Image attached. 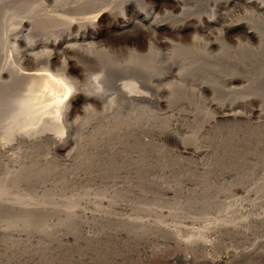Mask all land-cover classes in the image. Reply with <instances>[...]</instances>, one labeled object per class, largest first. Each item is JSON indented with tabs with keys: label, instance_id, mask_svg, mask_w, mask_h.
<instances>
[{
	"label": "bare ground",
	"instance_id": "obj_1",
	"mask_svg": "<svg viewBox=\"0 0 264 264\" xmlns=\"http://www.w3.org/2000/svg\"><path fill=\"white\" fill-rule=\"evenodd\" d=\"M212 1L218 7L210 15L209 9ZM211 7L213 8V6ZM246 8H254L255 11L264 15V0H220L219 2L216 0H0V136L5 139L0 138V173H3V177L0 178V237L5 242H0V264H11L7 256L13 255V252L34 257L35 251L33 252L28 247L32 239L34 242L35 236L38 237V241L43 242L42 239H45L46 241H44L47 243L48 239V241L56 243L49 238L57 237L53 234H55V230H59L63 233L61 240L67 243L79 242L82 234L85 240L94 241L101 235V233H97L98 229L102 228L101 226H106V229L111 226L112 230L114 228L113 234L122 236V238L123 236H132L133 239L135 238V242L137 240V243L142 245L139 246V249L142 250L141 252L144 251L146 256L148 255L147 258L160 254L161 260L165 264L173 261L178 264H221L224 262L232 264L244 260V258L246 260L264 258V239L256 240L251 247L241 250L230 249V246L224 247L225 250L229 249L223 258L210 254L214 249L221 248L228 239L246 240L252 238L254 229L264 228V211L258 212L260 207H264V181H260V179L248 182L252 183L251 185L241 183L235 187V192L244 194L249 200V202L244 201L246 198L243 200L246 203L244 206H247L245 211L241 209L242 207L238 208L227 201L225 204L224 201L219 206L223 210L221 212L218 210L220 213L215 215L216 219L210 221L209 217L208 221L210 222L205 225L203 220L201 221L205 216L201 218L199 214L197 217L187 212L186 209L189 210L194 205L189 198L187 199L190 203L179 202L180 199L177 201V197L176 201L172 199L175 203L177 202V205L174 210L168 211H157L156 207L155 211L154 208L127 204L130 210L137 211L131 212L129 216L121 215L120 217L112 212L114 204H116L115 199L83 200L90 206V211H86L87 208L81 209L78 202H75L74 199L72 201L71 198L65 200V198H56L57 196H55L43 199L44 197L48 198L51 190L61 191L57 189L62 188L64 182L103 178L102 170L104 173L108 171L102 168L103 161V165L105 161L106 163L111 161L114 164L116 160L126 164L128 162L142 163V160L145 161V156L142 157V154L151 153V156H157L161 146L158 137H174L184 152H190L196 157L202 156L203 159H207L213 156L212 146L203 148L201 145L200 138L201 131H203L200 129L201 126L194 134L195 136L189 135L191 138H187V140L182 138V135H179L174 128H171L172 120H180L182 116H187L189 119L192 117V120L199 121L195 120V114L190 113L192 116H184L185 113L183 112V114L179 109L180 105L178 108H176L177 105H173L170 114L165 115L159 114L157 108L163 104L168 106L174 104V92L181 85L184 86L181 84L177 87L174 83L183 81L184 70L189 72L193 69L191 71L193 72L198 68H206L211 64L210 61L214 66L219 63L226 65L227 62H236L237 64V62L243 61L242 63H244L251 56L263 57L264 61V32H260L249 23L246 24L248 20L245 21V19L243 20L246 25L242 19L237 20L236 23L232 22V24H220L221 21L223 22L222 16L226 17L229 14L232 15V12L235 13V10H245ZM132 13L136 14L138 18H132ZM246 18L253 19L249 14ZM113 19L120 21V23L109 27L113 34L104 36L103 33L96 32V27ZM243 26V31L248 36L243 38L249 41L256 40L258 47L256 48V45L253 47L247 42L244 44L239 42V52H234L237 50L232 51L230 47L228 48L224 34L233 39L229 35L232 36L237 29L240 31ZM197 31L210 37L213 36L212 31H218L219 37H213L212 42L202 43L204 47L201 49L202 44L199 45L201 39H199L200 41L196 39L198 35L196 37L194 35V39H191L193 40L192 44L188 43L189 45L174 43L169 39V37L189 39L190 36H193L192 33L190 35V32ZM162 48L165 51L162 52ZM209 49L215 50V53L212 55ZM234 66L236 65L234 64ZM216 67L218 68V66ZM232 68L234 69L233 66ZM204 70L207 71V68ZM110 76H113L109 78L112 82L113 78L115 79L114 76H116V80L117 77L123 79L126 76H130L132 79L115 82L116 97H114L111 93L100 91L101 82L107 83L105 80ZM177 78L178 80H176ZM249 81L248 88H254L253 80ZM198 82H200V86H195V91L197 92L196 89L201 88L199 93L201 91L212 92V87H215L214 83H210V81H207L209 84H204V80ZM202 82L204 83L201 86ZM255 84L258 85V83ZM140 87H149L152 93L142 91ZM161 92H167L169 99H162ZM116 98L126 107L125 110L119 109V106L116 105L118 101ZM90 105L102 110L98 116L92 115L94 112L91 113V111L94 110H89ZM155 107L157 108L155 109ZM182 107L184 109L186 106ZM77 109L83 110L84 118L74 117ZM235 109L233 107L230 110L220 111V117L225 118L226 121L238 120L241 113ZM175 110L179 111L175 112ZM185 112L188 113V110L185 109ZM214 120H209V122L213 123ZM197 124L195 125L197 126ZM207 124L209 130H216L215 124ZM201 128L203 129V126ZM224 135V133H219L220 137ZM224 144L223 142L220 145L224 146ZM220 145L218 144V146ZM20 146L23 150L19 148ZM257 146L259 149L254 147V150L256 149L258 153L253 151L252 153L255 154L251 155L250 153V156H246V160L250 161L251 170L248 174L246 173L245 177L242 176L243 179L240 178L245 182L250 178H257L260 174L264 175V144L260 145L259 143ZM218 152L214 154L217 155ZM52 153L63 159L56 158L55 161V155H51ZM223 153L225 152H222V155ZM216 158L214 164L218 159ZM146 161L145 163H147ZM119 163L117 162V165ZM156 165L158 164L156 163ZM110 166L113 165L106 164V168ZM115 166L113 167L115 168ZM129 168L124 169L122 173L120 172L121 174L117 173L115 177L125 179L128 176L125 177L127 172L131 173L130 169L132 168ZM110 169L113 170V168ZM237 173L238 178L244 174ZM111 175H109L110 178ZM55 177H60L63 181H60L61 183L58 182L59 180L56 183L50 182L52 184L48 188L47 182L49 181L47 180H54ZM240 179L239 181L237 178L234 180H237L239 184ZM114 180L116 181V179ZM17 183L31 184L37 188L33 193L30 192L32 197L28 200H23L19 194L11 197L12 187ZM179 187L181 188L180 185ZM127 188L130 186L128 185ZM176 188H178V184ZM176 188L170 187L165 189V192H175ZM40 193L41 197L44 196L43 198L39 197ZM118 193L121 195L122 191ZM193 194L192 198L197 197L196 193L194 196ZM190 195L186 196L190 197ZM207 199L205 198V200ZM214 199L211 202H214ZM80 202L82 201L80 200ZM219 202L221 201L215 203ZM208 204L209 202L206 205L199 204L198 207L208 206ZM212 205L214 204L212 203L211 207ZM201 209L205 210L206 208ZM184 210L186 211L184 212ZM12 213L16 214L15 217ZM148 213H152V218ZM142 214L143 216L146 214V217L140 216ZM209 214L211 213L209 212ZM177 217H182L184 224L186 223L185 226L197 224V221L200 225L203 224V229L202 226L200 227L202 229L201 233L199 232L200 235L183 238L180 234L183 227L171 224L170 221L172 218L175 221ZM193 226L192 229H194ZM187 228L189 227H186V231ZM190 228L187 233L190 232L193 235L196 230L193 232L190 231ZM200 228L198 229L200 230ZM59 231H57L58 234ZM79 231L82 233L81 235H79ZM104 231L106 230L104 229ZM207 233L213 234L214 238L204 237ZM109 235L111 234L109 233ZM209 235L207 234V237ZM17 241L23 243V246L15 247ZM154 241L160 242L162 248L168 247L170 250L173 248L169 249V247L173 246L174 249L168 256L161 253L163 250L160 251L159 245H157L158 249L153 246L154 249L148 250L149 247H152L149 243L153 242L156 245ZM38 243L39 246H42L40 242ZM57 244H64V242ZM147 244L149 247H146ZM233 245L236 244L233 243ZM168 250L164 249L166 252ZM13 257L10 258L14 260ZM23 257L25 260V256Z\"/></svg>",
	"mask_w": 264,
	"mask_h": 264
},
{
	"label": "rangeland",
	"instance_id": "obj_2",
	"mask_svg": "<svg viewBox=\"0 0 264 264\" xmlns=\"http://www.w3.org/2000/svg\"><path fill=\"white\" fill-rule=\"evenodd\" d=\"M216 1L219 2L220 0H216ZM210 4L211 5H210L209 10L211 12L210 13V15H211L215 11L214 9H217L218 6L216 5V3L214 1H212ZM211 6H213V8ZM215 6H216V8H215ZM167 9L170 10V8H167ZM249 9L250 8H246L245 10L244 9H238L237 11L235 10V13L232 12V15L229 14V16H226V17L222 16L221 18L223 19V22L221 21L220 24H223V23H231L232 24V22L236 23L237 20L242 19V21H244L243 19H245V21L248 20V21H246V24L249 23V25L256 27L260 32L263 33L264 32V22H263L264 21V15L263 14L261 15L260 13L255 11L254 8L250 9V10ZM195 12L198 13L199 11H195ZM248 14L253 19L246 18V17H248ZM131 17L135 18V19L138 18L137 15L134 13H132ZM245 21L243 22L244 24H245ZM118 23H120V21L115 20V19H113L112 21H105L101 25L96 27L97 28L96 32L103 33L104 36H108L109 34H113L112 30L109 27L114 25V24H118ZM244 26H243V28H240V31L237 29L235 31L236 33H234L232 36L229 35V37H233V39L228 38V35L224 34V37L226 38L225 42H226V44H228L227 45L228 48L230 47V50H232V51L237 50L234 52H239L240 43L244 44L247 42L248 44L250 43V45L253 47H255V45H256V48L258 47V44H257L258 42L256 40H252V41L250 40L249 41L248 39L243 38V37H248L243 31ZM198 32L199 31L194 32V33L190 32V35L193 34V36L192 37L190 36L189 39H185L184 37H176V38L169 37V39L174 43H180L182 45H189V44H192L193 40H191V39H194V35H195V37L198 35L196 37V39H197V41H200L199 39H201V43L199 44V45H201L202 43H208L210 41L212 42V40H214L215 37H219L218 33H217L218 31H212L213 32L212 37H210L208 35H203L202 32H199V33ZM235 35L236 36L238 35V36L236 37ZM203 36H205V37H203ZM236 38H237V40H236ZM188 40H190V41H188ZM202 40H203V42H202ZM237 45H238V47H237ZM203 47L204 46L202 44L200 49ZM161 50H162V52L165 51V49H163V48ZM209 51H211L212 55H213V53H215V50L212 51L209 49ZM253 57H255V58H253ZM253 57L252 56L249 57V60H248L249 62L244 61V63H242L243 62L242 61V62H237V64H236V62H233L236 66H234V64L232 62L231 63L227 62L226 65L220 64V63H219V65L215 64L216 66H218V68H217L216 66L212 65L213 62L210 61L211 64L209 66H206L207 71L204 70L206 68H202V69L198 68L193 72H191L193 69H191V71L189 70V72L187 70H184V73L182 74V75H184V76H182L183 81L179 82V83H176L178 81H175V83H174L177 87H179L181 84H184V86L181 85L180 88H178V89L176 88L177 90L174 92L175 94L173 95L174 104L172 103V105L170 104V106L163 104V105H159L158 108L155 107V109L157 108L159 114H162V115L170 114V111H172V107H174L176 105H177L176 108H178L179 105L181 106V108L179 106V109H180V111H182V113L183 112L185 113V114L183 113L184 116L191 115L190 113H193L192 115L195 114L196 115L195 120L197 119L199 121L192 120L193 119L192 117L189 119V117H187V116L186 117L182 116V119H180V120L179 119L178 120H176V119L172 120L171 128H174L175 131L179 133V135H182V138L184 137L185 140H187V138H191V136H189V135L193 136L194 134L197 133L196 131L199 130L198 128L200 126L201 127L203 126V129L200 127V129L203 130V131H201V138H200L202 141L201 145L203 146V148H207L209 146L210 147L212 146L211 149H213V151H214L213 156H210L207 159H203L202 156L196 157V156H194V154H192L190 152L189 153L184 152L180 147V143L178 141H176L174 137H171V136H168V137L162 136V137H158V138L156 137L161 144V146H160L161 149L159 148L160 153L157 155L158 158L155 155L151 156V153H149L147 155L146 154L141 155L142 157L145 156L144 157L145 161L148 160V161H146L147 163H145V161L142 160L144 158L141 159L142 163L128 162L126 164V163H121L120 160L119 161L116 160V163H114V164L111 161H110V163L109 162L106 163V161H105V163L103 165V162H104L103 161L101 163L103 166L102 168L106 169V171L108 170L110 172L109 173L107 171L106 173H104V170H102V173L104 174L103 178L101 177L100 179H96V180L95 179H93V180L79 179L78 181L75 180V181L64 182L62 184V188L57 189V190H61V191L55 192V189H54V190H51L52 192L49 191L48 198L44 197V196H43L44 198L41 197L42 196L41 193L39 194V197L43 198V199H49L50 197L57 196L56 198H62V199L65 198V200H69L71 198L72 201L74 199V200H76L75 202H78V205L80 206L81 209L87 208V209H85L86 211L91 210L90 206L88 204L84 203V201H86L88 199H90L92 201L93 200L95 201V199L98 200L100 198H108V199H112V200L115 199L114 201L116 204H114V208L112 209V212L116 215H119V217L121 215H123V216L128 215L129 216L131 212L137 211V210H134V211L130 210V208L127 206V204L137 205V206H142V207H147V208H152V209L154 208L155 211H156V208H157V211L158 210L159 211H168V210H174L175 205H177V202L175 203L174 201H176V200L178 201L180 199L179 202H186V203L189 202L190 203V201H191V203L194 204L193 207L190 208L189 210L186 209L188 213H190L191 215L193 214L197 217L200 216L201 218H203L205 216L207 218L206 219L204 217L203 219H201V221L203 220L202 222L204 225L209 223L210 221H213V219L223 210L219 206L222 205L224 201L225 202L227 201L228 203L231 202L235 206H238V208L242 207L241 209L244 210L245 207H247V206H244V204H246L245 202H249V200L245 197L244 194H242V193L239 194V192H235V187L240 185L241 183H243L245 185L250 184L248 182H252L251 180L254 181V180L260 179V181H264V177H263L264 175L262 176L261 174H260V176H258L259 178L258 177L255 179L250 178L249 181H246L247 183L245 182V180H241L251 170L250 161H249V159L246 160V156L249 155L250 153H251V155L255 154V153H252L253 151L257 152V150L259 149L257 144L258 145H259V143H260V145L264 144V142H263L264 141V94H263L264 93V63H263L264 61L262 59L263 57H260V56H253ZM250 60H251V62H250ZM228 65H229V67H228ZM226 66L229 70L226 68ZM232 66L234 67V69L232 68ZM237 66H238V68L236 69ZM56 74H59V73H56ZM112 77L113 76L107 77L106 78L107 80L104 79L108 84L105 82L104 83L101 82V84H100L101 90L100 91L101 92L104 91V93L107 92V94L111 93L114 95V97H116V92H115V90H116L115 84L116 83L115 82L129 81L132 79V77L126 76V77H123V79H121V78L119 79L117 77V80H116V76H114L115 79L113 78V82L111 79H109ZM249 77H250V79L253 80L252 84L254 83V85H255L254 88H248L249 86L247 83L250 80ZM176 80H178V78ZM202 80H204L205 83L202 82L201 86L203 85V83L209 84V82H207V81H210V83H214L213 85H215V87L210 84V86H213L212 92L201 91L202 93L201 92L199 93L201 88L196 89L197 92L195 91V88H196L195 86H197V87L200 86V84H199L200 82H198V81H202ZM109 81H111V82H109ZM257 81H259V82H257ZM250 82L251 81H249V84H251ZM255 83H258V85ZM177 84H179V85H177ZM100 87H99V89H100ZM193 87H194V90H193ZM245 87H247V88H245ZM213 89H215V91H213ZM249 89H251V90H249ZM140 90L152 93V90L149 87H140ZM161 93H162V95H161L162 99H167V100L169 99V94L167 92H161ZM166 97H168V98H166ZM116 99L118 100L116 102V105L119 106V109L125 110L126 107H124V105L119 102L118 98H116ZM217 102H218V104H217ZM90 106L92 108L90 107L89 110L90 111H91V109L94 110V111H91V113L94 112L92 114L93 116L94 115L98 116L100 114V111H102V110H100V108H97L94 105H90ZM182 106H186L187 108L184 107V109H182L183 108ZM93 107H96V108H93ZM233 107L236 108L235 110H237L241 113V116H239L237 118L238 120L234 121L235 123L233 122V120L232 121H229V120L226 121L225 118L220 117V114H221L220 111H222L224 109L230 110V109H233ZM185 109L188 110V113L185 112ZM75 110H76V108H75ZM82 111L83 110H81V109L76 111L74 113L75 114L74 117L75 118L79 117V119H80V117H81V119L84 118L85 116H83L84 113ZM178 111L175 110V112H178ZM187 119L190 120L191 122H189ZM212 119H215L213 121V123L209 122V120L212 121ZM192 121H194V122L192 123ZM207 123H210L212 125L215 124L217 126V127H215L216 130H212V131L209 130L208 129L209 125ZM195 124H197V126ZM201 124H204V125H201ZM207 125H208V127H207ZM204 126H206V127H204ZM219 133H222V134L224 133L225 135L223 137H225V138L220 137ZM217 136H219V137H217ZM202 137H203V139H202ZM0 138L3 139L1 136H0ZM3 140H5V139H3ZM232 140H234V141H232ZM219 141H220V143H219ZM223 142L225 143L224 146L220 145V144H223ZM218 144L222 147L220 148V146H218ZM227 147H229L228 152H227ZM254 147L257 150L256 149L254 150ZM19 148L22 149L21 146ZM223 148H224V150H223ZM218 150H219V152H218ZM163 151H164V153H162ZM216 151L218 152L217 155H215L217 153ZM222 152H225V153H223V155L225 154L224 157L222 155ZM162 154H164V155H162ZM219 154L222 155V158H221V155H219ZM51 155H55V157H54L55 161L59 158L63 159L61 156H56V154H54V153H52ZM129 155H131V154H129ZM159 155L160 156L162 155V157H159ZM163 156L164 157L166 156V158H164ZM215 158L217 160H216V163L214 164ZM61 159H59V160H61ZM157 160H159V161H157ZM162 160L163 161L165 160V162H163ZM117 162L118 163L120 162L118 165H120V164L121 165L126 164V165L120 167L117 165ZM156 163L158 165H156ZM159 163L163 164V165L161 166ZM106 164L113 165V166L117 165V166H115V168L113 166L106 168ZM132 165H134V166H132ZM215 165H217V166H215ZM127 167L132 168V169L129 168L131 173L128 174V172H127V174L125 175V177L128 175L126 178H129L128 179L129 181L126 178L125 179L124 178H118L117 179V177H115V175L117 173H120V172L122 173V171H124V169L127 170L128 169ZM134 167H135V169H134ZM146 167H149V168H146ZM208 167H210V168H208ZM110 168H113V170H111ZM136 168H138V169H136ZM203 168L206 170H204ZM0 169H1V167H0ZM243 169L246 170L245 173H244ZM227 170H229V171H227ZM241 170H243V171H241ZM233 172H234V174H232ZM237 172H240V173L242 172L244 174H241L238 178ZM2 174L0 173V178L3 177ZM105 175H107V176H105ZM109 175H111V178ZM234 175H235V177H234ZM60 177H55V179H54L55 181L52 179L47 180V181H49V182H47L48 188H50L49 187L50 184L56 183L58 180H59L58 182H60L61 181ZM105 177L108 178L109 180L104 179ZM233 177H234V179L237 178L238 181L241 178L240 183L238 184L237 180H234V179L232 180ZM154 178L157 180H155ZM114 179H116V181ZM235 181H237V182H235ZM50 182H52V183H50ZM184 183H186V184H184ZM233 183H235V184L233 185ZM23 184L17 183L16 186L14 185V187H12V192H10L11 197H14L16 194H19L23 200H28L29 198L32 197L31 193H33V191H35V189L37 187H35V185H31V184H28V185H25V184L23 185ZM125 184L127 186L129 185L130 188H127V186ZM177 184H178V188H176ZM181 184H183V185H181ZM168 185L170 187L176 188L175 192L173 191L176 196L173 194L172 191H171L172 193L169 191L165 192L166 191L165 189L170 188ZM179 185L181 186V188L179 187ZM229 185H231L232 187ZM121 186H123V188H120ZM184 187H186V188L184 189ZM215 188L218 189L219 191L218 190L216 191ZM182 189H183V193H182ZM192 190H193V192H191ZM225 190L227 191V193ZM119 191H122L121 195L118 193ZM176 191H178V192L176 193ZM194 191H196V192H194ZM187 192H188V194H187ZM197 192H198L199 196L197 195ZM206 192H208V193H206ZM190 193H191V195H190ZM192 193H194L193 196L196 193V196L198 198L195 196L192 198L191 197ZM58 194H61L62 196L58 195ZM225 194H226V196H225ZM184 195H185V197H184ZM186 195L187 196L190 195V197H187ZM66 197L67 198L69 197V198L67 199ZM85 197H86V199H84ZM175 198H176V200H175ZM187 198H189L190 201H188L189 199H187ZM205 198H208L207 200H209V201L205 200ZM245 198L247 201L244 200ZM202 199H204V200L202 201ZM213 199H214V202H211V201H213ZM80 200L82 202H80ZM192 200L196 201L198 203V205H197V203L193 202ZM200 201H201V203H200ZM218 201H221V202H219L218 204L215 203ZM207 202H209L208 206L198 207L200 205H206ZM227 202L225 204H227ZM79 203H81V204H79ZM165 203H166V205H165ZM173 203H175V204H173ZM212 203L215 206L212 205V207H211ZM169 205L172 207L169 208L168 207ZM203 207H205L207 210L206 209L202 210L201 208H203ZM208 207L209 208L215 207V208L211 209L212 210L211 211ZM121 208H123V209H121ZM124 208H127V209H124ZM263 208H264L263 206L260 207L258 212L259 213L262 212L260 210L264 211ZM194 209L196 210V212ZM200 209H201V211H200ZM186 210H184V212ZM181 211H183V210H181ZM201 212H203V213H201ZM209 212L211 214H209ZM196 213H197V215H196ZM12 214L15 217L16 214H14V213H12ZM198 214H199V216H198ZM145 215L143 216V214H142L140 216L146 217ZM149 215L152 218V213ZM155 217H158V216H155ZM153 218H154V215H153ZM181 218L182 217H177L175 219V221H174V218H172L173 221H172V219L170 220L169 218H163V219L164 220L169 219L172 223L169 222V220H166V222L168 221V223H171V224L174 223V225H177L179 227H183L182 230H180V234L182 235L183 238H186L187 236L190 237V236L200 235L199 232L201 233V230L204 227L202 222H200V219H199V222L202 225H200L197 221L196 222L197 224L193 223L192 225L187 224V226H185L186 223L184 224V221ZM208 218L210 219V221H208L209 220ZM204 219H205V221H207L206 223H204L205 222ZM179 221L182 223H180ZM181 224H182V226H181ZM190 225H191V228H190ZM192 226L194 229H192ZM101 227H102L101 229H98L101 232H99V231L97 232V233H101V235L99 236V234H98L99 239L97 238V240H94V241L85 240L83 237V234L80 233V231L78 233H79V235L82 234V236H81V240L79 242H73L72 241V242L67 243V242L61 240L63 233L59 230H55V234H53V236L57 235V237L54 236L55 239H54V237L49 238L50 240L53 239L54 241H56V243H53V241H48V239H47V243L45 242L46 241L45 239H42L43 242H41V241H38L37 240L38 237L35 236L36 238L34 237L35 238L34 242L32 239V242H30V246L28 247V249H31L33 252L35 251L34 257H32L28 254H24V253H22L20 255V252H18V253L15 252L16 254L13 252L12 254L14 255V257H13V255H10V256H7V258L10 259L11 264H134V263L135 264H163L164 263L161 260L162 256H160V254L157 255L156 257H154V256L148 257L149 258V260H148V258H147L148 255L146 256V254H144L145 252L144 251L141 252L142 250L139 249L140 248L139 246H142V245H140L139 242L137 243V240L135 242V238L133 239L132 236H123V238H122V236L119 237L118 235L113 234L114 228L112 230L111 226H109V227L107 226L108 227L107 229H106V226H101ZM186 227H189L190 231L196 230L195 231L196 233L193 231L194 234L192 235L189 232L190 233V235H189V233H187L189 228H187V231H186ZM103 228L106 231H104ZM198 228H200V230ZM184 229H185V231H184ZM258 229L260 231L257 229L253 230L254 233L252 235V238L246 239L249 241H246V240L236 241L237 239H233V240L228 239L225 242L226 245L223 244V246L221 248L214 249L213 251L210 252V254L214 257L223 258V256L226 255V252L229 249V248L228 249L226 248V250H225L224 247L230 246V249H235V248L237 249L238 248L237 250H241L244 248L251 247L256 240L264 239V228H258ZM96 230H97V228L95 229V231ZM57 231H59V234ZM197 231H198V234H197ZM109 233L111 235H109ZM60 234H61V236H60ZM207 234L209 235L210 233H207ZM207 234L204 236L207 239H209V238L213 239L214 238L213 234H210L209 237H207ZM2 240L3 239L1 238L0 242L5 243ZM128 240L131 241L130 244H129ZM5 241H9V240H5ZM38 242H40V245H42V246H39ZM59 242L60 243L64 242V244H57ZM155 242H156V245L153 244V242L149 243V245L152 247H149L148 244L146 245V247L147 246L149 247L148 250L152 249L153 246L156 249L160 248V251L161 250L164 251V249L168 250V247L167 248L160 247V245H161L160 242L158 243V241H154V243ZM17 243H16L15 247L17 245L20 247L23 246L22 245L23 243H20L18 241H17ZM44 243H45V245H44ZM233 243H235L236 245H233ZM157 245H159V247ZM41 248H43V249H41ZM130 248H132V249H130ZM170 248L174 249L173 246H170L169 249ZM173 249L168 250L167 251L168 253L166 251H164V253L162 251L161 253L168 256L171 254V251ZM147 254H148V252H147ZM11 256L14 258V260H12L10 258ZM21 256L22 257L25 256V260H24V257L22 258ZM168 264H178V263H174V261H173V262H170ZM221 264H228V263L224 262ZM232 264H264V258L258 257L256 259L253 258L250 260H246V258H244V260L242 259V260H240L238 262H234Z\"/></svg>",
	"mask_w": 264,
	"mask_h": 264
}]
</instances>
